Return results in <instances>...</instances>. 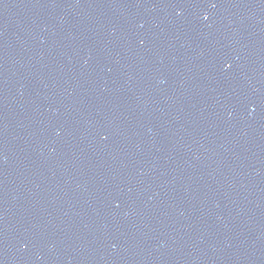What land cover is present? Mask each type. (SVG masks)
<instances>
[{"label": "clouds", "instance_id": "clouds-1", "mask_svg": "<svg viewBox=\"0 0 264 264\" xmlns=\"http://www.w3.org/2000/svg\"><path fill=\"white\" fill-rule=\"evenodd\" d=\"M205 18H207V17H205Z\"/></svg>", "mask_w": 264, "mask_h": 264}]
</instances>
